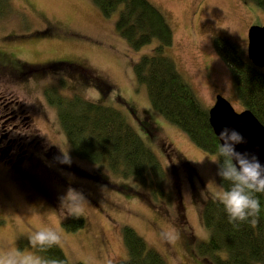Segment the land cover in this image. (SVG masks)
I'll return each instance as SVG.
<instances>
[{"label":"rangeland","instance_id":"obj_1","mask_svg":"<svg viewBox=\"0 0 264 264\" xmlns=\"http://www.w3.org/2000/svg\"><path fill=\"white\" fill-rule=\"evenodd\" d=\"M7 1V13L0 15L1 51L34 65L77 63L109 89L101 95L90 77L73 74L63 65L41 67L39 74L23 80L0 71L1 119L18 114L7 123L17 125L13 134L21 135L23 148L33 152L23 165L36 176L34 181L51 189L33 190L28 178L0 162V264L40 263L34 248L42 236L59 245L65 264H115L126 257L120 233L123 225L132 227L168 264H205L208 258L198 253L197 246L207 241L209 231L200 220V207L208 196L229 207L236 202L218 185L215 155L195 146L167 122L151 107L144 86L136 84L132 63L154 42L132 50L115 31L118 11L105 16L91 0ZM148 1L160 9L172 30L165 55L202 106L210 107L215 94H220L236 111L243 109L213 38L225 36L245 53L247 29L252 24L264 26V11L250 0ZM48 22L57 29L35 32ZM8 31H17V35L3 39ZM48 87L118 109L158 158L164 171L163 195L154 196L133 178H122L105 161L76 156L59 125L55 106L47 102ZM151 116L155 129L144 137L136 121ZM65 162L70 166L67 169L62 167ZM71 213L84 221L74 231L61 224Z\"/></svg>","mask_w":264,"mask_h":264},{"label":"trees","instance_id":"obj_2","mask_svg":"<svg viewBox=\"0 0 264 264\" xmlns=\"http://www.w3.org/2000/svg\"><path fill=\"white\" fill-rule=\"evenodd\" d=\"M91 1L105 16L118 11L115 31L132 50L154 42L148 52L132 63L136 84L144 86L151 107L167 122L195 146L215 155L218 185L236 202L229 207L224 201L208 196L201 205L199 216L209 238L199 242L197 251L208 258L205 264H264V189L239 176L209 125L208 108L202 106L173 60L165 55L164 48L172 42V30L164 14L148 0ZM250 1L264 11V0ZM213 47L229 70L238 103L264 125V67L254 65L225 36H214ZM61 65L87 80L90 77L92 86L101 95L109 89L77 63L52 61L47 66ZM45 96L55 106L59 125L76 156L92 162L105 161L122 178L131 177L137 184L147 186L154 196L163 195L164 171L158 158L118 109L76 93L62 94L56 87L45 89ZM83 222L76 213L61 220L68 231L77 230ZM120 233L126 257L115 264H168L132 227L123 225ZM34 250L41 262L66 263L62 249L48 236H42Z\"/></svg>","mask_w":264,"mask_h":264},{"label":"water","instance_id":"obj_3","mask_svg":"<svg viewBox=\"0 0 264 264\" xmlns=\"http://www.w3.org/2000/svg\"><path fill=\"white\" fill-rule=\"evenodd\" d=\"M246 37V56L254 65L263 68L264 26L250 25ZM207 113L220 147L239 176L264 189V125L248 108L236 111L220 94H215Z\"/></svg>","mask_w":264,"mask_h":264},{"label":"flooded vegetation","instance_id":"obj_4","mask_svg":"<svg viewBox=\"0 0 264 264\" xmlns=\"http://www.w3.org/2000/svg\"><path fill=\"white\" fill-rule=\"evenodd\" d=\"M5 1V2H4ZM0 1V15H5L4 10L6 9V3H9L7 0ZM4 6V7H3ZM57 27L51 23H46L40 30H36V33L47 34L48 32L55 31ZM17 35V31H8L4 33L3 39H12ZM7 37V38H6ZM49 63L45 65H34L30 64L24 60H20L16 57L13 53H9L6 51L0 50V71H6L10 73L17 79H26L31 77L35 74H39L41 71V67L45 68ZM9 116L5 119H1L2 116L0 115V162H3L5 166L11 169L15 174L20 177L28 178L30 181L31 188L36 190V188H40L43 192L44 191H51L47 187H44L41 183L35 180L36 176L32 174L31 169H27L24 167L23 162L24 160L30 161L32 159L33 152H27L28 150L23 148V143L21 142V135H14L13 130L16 129L17 125L7 123L8 120L15 118L18 114L16 113H9ZM153 116L149 117V119H139L136 121L138 127L145 135H151V129H155L152 122L154 119ZM142 125L143 127H141ZM20 134V133H18ZM54 159V158H51ZM28 161L24 163H28ZM62 167L69 168V163L65 162ZM27 180V179H26Z\"/></svg>","mask_w":264,"mask_h":264}]
</instances>
